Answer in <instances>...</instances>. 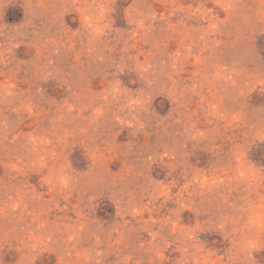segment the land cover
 Masks as SVG:
<instances>
[{
    "label": "rangeland",
    "instance_id": "rangeland-1",
    "mask_svg": "<svg viewBox=\"0 0 264 264\" xmlns=\"http://www.w3.org/2000/svg\"><path fill=\"white\" fill-rule=\"evenodd\" d=\"M0 264H264V0H0Z\"/></svg>",
    "mask_w": 264,
    "mask_h": 264
}]
</instances>
